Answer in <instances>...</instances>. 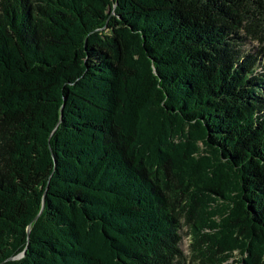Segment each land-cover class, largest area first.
Returning a JSON list of instances; mask_svg holds the SVG:
<instances>
[{
  "label": "trees",
  "instance_id": "1",
  "mask_svg": "<svg viewBox=\"0 0 264 264\" xmlns=\"http://www.w3.org/2000/svg\"><path fill=\"white\" fill-rule=\"evenodd\" d=\"M0 264H264V0H0Z\"/></svg>",
  "mask_w": 264,
  "mask_h": 264
},
{
  "label": "rangeland",
  "instance_id": "2",
  "mask_svg": "<svg viewBox=\"0 0 264 264\" xmlns=\"http://www.w3.org/2000/svg\"><path fill=\"white\" fill-rule=\"evenodd\" d=\"M251 45L255 46L256 44L253 43V42H250V43H248L247 46H251ZM186 231H187V228L186 227H184V228L181 229V234L183 236L182 243H181V248H182V250L184 251L185 254L188 253V241H189L188 240V236L185 233Z\"/></svg>",
  "mask_w": 264,
  "mask_h": 264
}]
</instances>
